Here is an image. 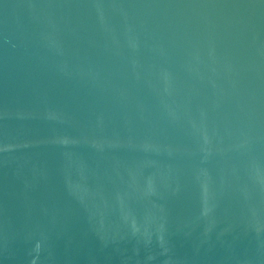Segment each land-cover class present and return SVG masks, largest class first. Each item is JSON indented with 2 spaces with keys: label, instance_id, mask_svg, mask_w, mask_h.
I'll list each match as a JSON object with an SVG mask.
<instances>
[{
  "label": "water",
  "instance_id": "1",
  "mask_svg": "<svg viewBox=\"0 0 264 264\" xmlns=\"http://www.w3.org/2000/svg\"><path fill=\"white\" fill-rule=\"evenodd\" d=\"M0 264H264V0H0Z\"/></svg>",
  "mask_w": 264,
  "mask_h": 264
}]
</instances>
